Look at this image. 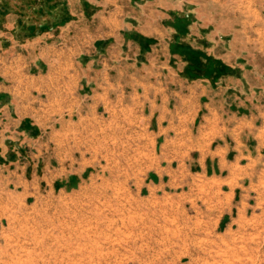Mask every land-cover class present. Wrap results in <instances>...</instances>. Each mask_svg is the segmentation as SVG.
Instances as JSON below:
<instances>
[{"label": "rangeland", "instance_id": "374dc122", "mask_svg": "<svg viewBox=\"0 0 264 264\" xmlns=\"http://www.w3.org/2000/svg\"><path fill=\"white\" fill-rule=\"evenodd\" d=\"M36 1L33 9L44 12L47 8L57 23L38 28L44 17L40 22L23 17L21 0H0V73L12 58L14 63L22 55L20 43L42 35L43 44L53 47L52 31L60 26H72L82 34L87 31L92 39L116 27L120 36L132 38L134 46L105 64L96 59L88 69L68 68L80 77L86 75L77 90L106 88L115 99L116 91H141L142 81L155 83L156 77L168 90L187 92L191 86L199 90L205 84H195L200 77L189 75L187 59L164 55V47L176 33L169 21L184 14L191 22L181 41L236 71L220 86L209 80L205 89L210 102L253 110L264 106V56L260 52L264 0ZM158 41L161 45L155 47ZM16 43L14 52L8 53ZM137 48L139 62L130 57L132 52L137 54ZM152 49L154 55L146 60L145 54ZM15 61L19 73L36 74L34 66ZM45 83L51 89L58 85L50 79ZM32 91L36 97L47 94L36 88ZM5 100V93L0 92V107ZM26 124L30 122L22 123L18 139L0 140V173L7 176L9 171L24 169L28 180L36 177L34 184L44 186L29 196L18 216L11 217L3 251L8 264H264V150L251 160L254 187L247 194V207L240 210L220 206V202L225 204L223 194L212 192L215 183L197 177L188 161L181 168V161L174 158L172 169L159 168L162 175L155 176V162L149 159L155 143L148 139H75L71 143L62 139L59 147L64 150L66 171L71 149L79 159L73 167L85 166L88 174L53 176L48 168L58 167L52 157L54 140H38L40 131ZM194 141L189 139L187 146L190 160L199 156ZM161 147L158 143V156ZM165 151L176 155L172 144L165 145ZM162 162L165 167L166 161ZM58 179L61 188L46 187L58 184Z\"/></svg>", "mask_w": 264, "mask_h": 264}, {"label": "crops", "instance_id": "0c3cea01", "mask_svg": "<svg viewBox=\"0 0 264 264\" xmlns=\"http://www.w3.org/2000/svg\"><path fill=\"white\" fill-rule=\"evenodd\" d=\"M73 29L72 26L65 25L52 31L55 39L53 47L43 44L42 35L19 44L23 52L16 59H21L26 67L34 66L37 72L31 76L21 71L19 73L16 59L14 58V64L12 58V62L0 73V92L6 95V100L0 107V140H5L8 136L18 139L19 134L23 133L18 131L20 126L28 120L29 125H34L40 131L38 140H54L52 157L58 161V167L52 169L48 164L47 166L53 176L58 178L88 174L85 166L73 167V163L79 159L71 149L68 157L70 168L66 171L63 162L66 157L62 156L64 150L59 147L62 139L69 140L70 143L75 139L152 140L155 147L154 151H149V159L155 162V176L162 175L157 171L159 168L172 169L174 158L181 161V168L188 161L197 177L215 183L212 192L223 194L222 201L225 204L220 202V206H234L240 210L246 208L247 194L254 187L251 160L254 154L264 150V106H258L259 110L231 103L223 106L210 102L205 89L210 81L216 82L215 86H220L236 72L235 69L225 62L229 67L228 72L211 78L200 75L199 81L194 82L205 86L199 90L191 88L192 86L188 87L187 92L168 90L159 85L156 77L155 83L142 81L144 88L141 91L134 88L127 92L116 91L113 99L106 88L100 90L84 87L77 90L78 83L85 81L82 78L86 75L80 77L77 71L71 72L68 68L83 66L88 69L96 59L105 64L109 60L120 58L125 48L134 46V41L120 36L116 27L96 39H92L87 31L82 34ZM261 29L263 43L260 45V52L264 56L263 20ZM157 43L159 41L155 43V47ZM16 45L17 43L12 44L8 53H13ZM168 47L169 45L164 47L166 59L172 56ZM139 48L137 54L132 52L131 56H127L139 62ZM155 49L145 54L144 58L147 60L151 53L154 55ZM255 49L259 50L257 47ZM173 57L180 59L179 56ZM52 69L59 71L52 74ZM47 79L58 85H52L54 88L51 89L45 83ZM131 79L138 78L131 76ZM34 88L39 93L47 94L36 97L32 91ZM189 139L195 140L198 145L194 152L199 156L192 160L189 159L187 149ZM158 143L162 146L159 156L156 151ZM253 143L255 146H252ZM168 144L173 145V153L176 155H169L165 151V145ZM162 160L166 161L165 167ZM149 174L151 175L150 172ZM42 176L45 177V172ZM32 180L25 177L24 169L20 173L9 171L7 176L0 173V264H8L3 259V251L11 217L18 216L21 213L20 207L26 205L29 196L44 186L34 184ZM59 180L58 184L49 183L46 187L52 185L53 188H61Z\"/></svg>", "mask_w": 264, "mask_h": 264}, {"label": "trees", "instance_id": "16d2710c", "mask_svg": "<svg viewBox=\"0 0 264 264\" xmlns=\"http://www.w3.org/2000/svg\"><path fill=\"white\" fill-rule=\"evenodd\" d=\"M36 0H21L20 12L23 13V17L26 19L32 18L37 22H40V18L44 17L42 20V24H37L38 28H45L57 22H54V17H50V11L47 8L44 12H40L41 10L33 9ZM41 8V5H40ZM190 17H186V15H175L173 19L169 21L170 25L176 31L173 35V38L170 42V53L174 55H178L179 57H185L187 59V72L191 77H198L203 75L205 77H214V75H219L221 73H225L229 71L228 66H224L221 62L216 61V59H209L205 57V54L200 49H193L190 45H188L185 41H181L186 34H188V25L190 24ZM34 25L33 30L37 27ZM28 32V31H27ZM26 34L22 33L21 35ZM29 33H27L28 36ZM25 36V35H24ZM191 66V67H189ZM191 70L190 73L189 71Z\"/></svg>", "mask_w": 264, "mask_h": 264}]
</instances>
